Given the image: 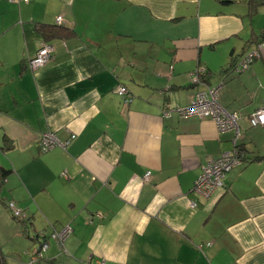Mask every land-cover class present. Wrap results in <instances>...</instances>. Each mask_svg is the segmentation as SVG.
Listing matches in <instances>:
<instances>
[{
  "label": "crops",
  "instance_id": "1",
  "mask_svg": "<svg viewBox=\"0 0 264 264\" xmlns=\"http://www.w3.org/2000/svg\"><path fill=\"white\" fill-rule=\"evenodd\" d=\"M260 2L251 9L249 0H0L7 264H264V125L249 123L264 106V42L247 70L235 69L262 40ZM57 16L70 33L45 41L37 26ZM44 42L52 56L32 70L28 60ZM198 67L209 74L194 86ZM216 85L219 104L239 115L238 134L219 132L206 117L161 115ZM45 130L69 139L66 147L41 152ZM234 146L246 157L224 186L208 198L193 194L202 168ZM66 225L62 244L50 238ZM40 233L48 247L31 261Z\"/></svg>",
  "mask_w": 264,
  "mask_h": 264
},
{
  "label": "built area",
  "instance_id": "2",
  "mask_svg": "<svg viewBox=\"0 0 264 264\" xmlns=\"http://www.w3.org/2000/svg\"><path fill=\"white\" fill-rule=\"evenodd\" d=\"M28 2L29 0H15ZM62 16H57L56 23H62ZM262 45L248 53H246L241 60L236 65V70L238 72H243L247 70L253 60L259 55V49ZM53 48L49 43H43V45L35 53L34 57L28 60V66L32 70H36L43 66L48 59L52 56ZM204 71V68L198 67L194 72L190 74V80L192 84H203L199 80L200 73ZM219 85L207 86L205 89H199L195 92L192 99L187 105L176 106L172 109H167L163 111L164 117H169L171 112H176L180 116H192L197 115L199 117L210 118L214 123L219 132L234 130L237 134L239 133L238 118L236 112H229L224 109L217 100V94L219 91ZM115 93L120 95L125 104L129 103L132 95L128 92L124 85H118L114 88ZM249 122L251 125H264V106L254 111L249 116ZM237 136V135H236ZM74 138L75 135H71ZM69 139L61 141L56 133L51 130H45L40 133L38 146L41 152H46L55 146L66 147ZM241 151L237 146H234L231 150L221 153V155L214 160H210L203 168L198 178L195 180L191 192L200 197L208 198L213 192L223 187L224 178L227 173L235 166L242 163ZM65 175V173H64ZM150 171L144 174V179H148ZM66 176V175H65ZM197 202L194 199H190L189 206L191 208L196 207ZM6 207L16 218H22L23 211L16 205L13 200H8ZM71 232V227L69 225L63 226L62 228L53 230L50 233V238L56 240L60 244ZM41 242L38 248L33 249L31 252V261H35L42 257V252L48 247V243L45 240L44 233H40ZM98 264H103V262H98Z\"/></svg>",
  "mask_w": 264,
  "mask_h": 264
},
{
  "label": "trees",
  "instance_id": "3",
  "mask_svg": "<svg viewBox=\"0 0 264 264\" xmlns=\"http://www.w3.org/2000/svg\"><path fill=\"white\" fill-rule=\"evenodd\" d=\"M261 1V0H260ZM260 1H258V2H255V1H253V0H249V5H250V8L251 9H255L257 6H258V4H260L261 2ZM264 0H262V2H263ZM37 31H38V33H40V35L44 38V40L45 41H50V40H52V39H54L55 37H60V38H65V37H67L68 36V34L70 33V30L66 27V26H64L62 23H56V21H55V23L54 24H41V25H39V26H37ZM257 37H261V41H259L260 42V44H258V45H262L263 46V44H262V42H264L263 41V39H264V29L259 33V35H257ZM44 43H48V42H44ZM257 45V46H258ZM261 46V47H262ZM260 47V48H261ZM34 57V56H33ZM32 58V57H31ZM30 58V59H31ZM255 60V59H254ZM254 60H253V62H254ZM252 62V63H253ZM252 63H251V65H252ZM237 65V64H236ZM235 65V66H236ZM250 65V66H251ZM203 68V67H202ZM236 68V67H235ZM206 71V72H205ZM201 75H200V77H199V80L201 81V82H203V83H205V81L203 80V79H205L207 76H208V74H209V72L207 71V68H204V71L202 72V73H200ZM192 84V83H191ZM206 84V83H205ZM192 85H198V84H192ZM129 92V91H128ZM130 93V92H129ZM131 94V93H130ZM188 104V103H187ZM187 104H184V105H187ZM184 105H175V106H173V107H166V108H164L163 110H162V116H163V111H165V110H167V109H172V108H174V107H176V106H184ZM173 113H175L176 115H178V116H180L179 114H177L176 112H171V115L173 114ZM170 115V116H171ZM169 116V117H170ZM250 116V115H249ZM164 117V116H163ZM182 117V116H181ZM250 123V122H249ZM251 125V124H250ZM251 126H263V125H251ZM238 147V149H240V151H241V156H242V160H245V157H246V155H245V152L241 149V148H239V146H237ZM6 173H7V170L6 169H4V168H2V167H0V183L2 182V180H3V177L4 176H6ZM228 174V173H227ZM225 179V178H224ZM223 186H224V182H223ZM14 217V216H13ZM16 218V217H15ZM18 219H20V218H18ZM23 219V218H22ZM21 219V220H22ZM26 227H27V224H26ZM0 264H7V262H6V260H5V258H4V256H1L0 255Z\"/></svg>",
  "mask_w": 264,
  "mask_h": 264
},
{
  "label": "rangeland",
  "instance_id": "4",
  "mask_svg": "<svg viewBox=\"0 0 264 264\" xmlns=\"http://www.w3.org/2000/svg\"><path fill=\"white\" fill-rule=\"evenodd\" d=\"M260 8L264 9V6H262V7H260ZM240 59H241V58H240ZM240 59H239V60H240ZM36 247H37V245H36ZM35 249H36V248H35Z\"/></svg>",
  "mask_w": 264,
  "mask_h": 264
},
{
  "label": "bare ground",
  "instance_id": "5",
  "mask_svg": "<svg viewBox=\"0 0 264 264\" xmlns=\"http://www.w3.org/2000/svg\"><path fill=\"white\" fill-rule=\"evenodd\" d=\"M194 72V71H193ZM206 72V71H205ZM204 80V79H203ZM204 84V83H203ZM39 141V140H38Z\"/></svg>",
  "mask_w": 264,
  "mask_h": 264
}]
</instances>
